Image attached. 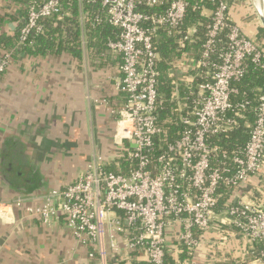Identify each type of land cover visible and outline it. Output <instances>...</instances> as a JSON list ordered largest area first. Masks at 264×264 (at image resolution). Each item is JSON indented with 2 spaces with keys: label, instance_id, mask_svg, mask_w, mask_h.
Wrapping results in <instances>:
<instances>
[{
  "label": "built area",
  "instance_id": "1",
  "mask_svg": "<svg viewBox=\"0 0 264 264\" xmlns=\"http://www.w3.org/2000/svg\"><path fill=\"white\" fill-rule=\"evenodd\" d=\"M65 1L30 0L17 44L41 31V19L60 18ZM77 1L84 44L85 33L101 19L82 8L84 0ZM198 2L195 8L209 19L199 55L172 59L167 73L187 90L182 99L188 101L180 102L177 91L172 94L182 126L178 137L165 140L158 119L165 100L157 90L161 57L156 36L178 33L180 47L192 41L196 27L181 30L188 0H101L105 20L117 29L105 45L120 57L116 88L124 96L122 105L111 109L117 169L107 170L102 162L89 164L75 180L44 195L1 202L0 219L11 220L19 209L43 225L61 220L88 248V257L103 263L138 252L148 264H168L167 255L176 258L181 247L193 255L205 234L219 235L222 241L239 236L245 247L259 243L255 262L264 260V205L242 187L256 176L264 191V91L259 89L250 125L244 113L250 100L235 86L248 63L264 73V45L240 28L227 0ZM10 61V52H0V74ZM240 119L248 129L244 144L225 149L213 141L228 135ZM221 187L229 201L214 226ZM168 243L173 244L172 254ZM207 245L213 253L214 243Z\"/></svg>",
  "mask_w": 264,
  "mask_h": 264
},
{
  "label": "crops",
  "instance_id": "2",
  "mask_svg": "<svg viewBox=\"0 0 264 264\" xmlns=\"http://www.w3.org/2000/svg\"><path fill=\"white\" fill-rule=\"evenodd\" d=\"M28 2L0 0V16L5 15L0 33L19 32ZM230 5L240 28L256 37L262 26L249 0ZM81 46L80 60L68 54L17 53L0 74V203L44 195L75 180L92 163L117 169L112 142L116 118L111 109L124 101L116 88L120 57L107 49L93 52L86 36ZM32 175L38 181L25 183ZM242 187L256 203L264 205L258 177H251ZM222 211L219 207L214 226L220 224ZM222 228L233 230L226 225ZM168 233H172L171 228ZM218 236L205 234L200 238L191 261L185 264H225L255 257L257 243L245 247L239 236L224 241ZM208 243H214L213 253ZM172 245L168 243L171 254ZM87 254L88 248L75 240L61 220L43 225L19 209H14L11 220L0 219V264H131L129 253L105 263ZM258 255L248 264H264V260L255 262Z\"/></svg>",
  "mask_w": 264,
  "mask_h": 264
},
{
  "label": "trees",
  "instance_id": "3",
  "mask_svg": "<svg viewBox=\"0 0 264 264\" xmlns=\"http://www.w3.org/2000/svg\"><path fill=\"white\" fill-rule=\"evenodd\" d=\"M227 1L230 4L242 0ZM199 4L198 0H188V7L181 25V30L183 32L191 27H196V32L192 35V41H186L184 47H180L178 43L180 35L178 33L167 35L164 32H161L163 36L161 40L156 43L157 50L161 57L158 64L159 76L157 90L165 100L162 104V108L158 111V119L165 130L162 137L167 141L178 137V133L182 128L177 119L179 107L178 100L180 102H182L181 100L188 101L182 99L184 96H187V90H185L181 84L173 83L171 80L172 78L168 76L167 71L173 58L180 57L183 54L186 56L191 55L193 57L199 55L200 46L205 38V25L209 20L207 17L201 16L200 10L195 8L196 6H199ZM62 6L60 18L51 17L41 19V31L30 33L25 41L19 45L17 44L19 32L13 31L12 35L0 33V52H10L11 58L17 53H24L32 56L68 54L73 58L80 60L82 56V41L78 21L79 3L77 0H69V2L65 1ZM82 8L89 11L92 18L97 17L101 19V22L90 27L85 33L88 45L93 52L96 53L103 49H107L105 45L107 38H114L117 29L105 20V9L101 5V0H84L82 1ZM148 10L152 11L151 8ZM10 18L13 19L14 17L10 16ZM4 19L5 15L0 16V25L3 23ZM256 38L262 45H264V27H259ZM235 86L241 97L250 100V108L246 109L244 113L247 116L248 124L251 125L254 119L253 108H255L257 96L260 94V90L264 91V73L253 63H248L243 78L237 82ZM175 91L179 93L178 100L172 95ZM238 123V126L228 133V135H219L215 137L213 141L217 142L225 149H232L235 146L244 144L247 141L248 129L244 125L245 121L240 119L238 120ZM105 168L110 171H116L111 166ZM37 181L36 176L32 175V177L25 180V183L33 182V184H35ZM32 187L33 185L29 188ZM228 199L229 194L227 193V190L221 187L218 207L224 208ZM257 248L259 251L257 250V253H254L255 257L252 255L244 260H229L225 264H248L250 260H254L259 254L258 252L261 250L259 243H257ZM138 254V252H129L130 263L148 264L147 261L138 257ZM258 256H260V254ZM191 259L192 253H190L185 247H182L176 258L167 255L166 261L168 264H185L186 261H191Z\"/></svg>",
  "mask_w": 264,
  "mask_h": 264
},
{
  "label": "bare ground",
  "instance_id": "4",
  "mask_svg": "<svg viewBox=\"0 0 264 264\" xmlns=\"http://www.w3.org/2000/svg\"><path fill=\"white\" fill-rule=\"evenodd\" d=\"M255 9L258 14L264 16V0H254Z\"/></svg>",
  "mask_w": 264,
  "mask_h": 264
},
{
  "label": "rangeland",
  "instance_id": "5",
  "mask_svg": "<svg viewBox=\"0 0 264 264\" xmlns=\"http://www.w3.org/2000/svg\"><path fill=\"white\" fill-rule=\"evenodd\" d=\"M253 4H254V0H249V6H251V8H252V11L254 13V17L257 19L258 23L260 24V22L258 20V15H257L256 9H255V5H253Z\"/></svg>",
  "mask_w": 264,
  "mask_h": 264
},
{
  "label": "water",
  "instance_id": "6",
  "mask_svg": "<svg viewBox=\"0 0 264 264\" xmlns=\"http://www.w3.org/2000/svg\"><path fill=\"white\" fill-rule=\"evenodd\" d=\"M257 15H258V20H259L261 26L264 27V16H262V15H260L258 13H257ZM160 37H161L160 35L159 36H156V39L158 40Z\"/></svg>",
  "mask_w": 264,
  "mask_h": 264
},
{
  "label": "flooded vegetation",
  "instance_id": "7",
  "mask_svg": "<svg viewBox=\"0 0 264 264\" xmlns=\"http://www.w3.org/2000/svg\"><path fill=\"white\" fill-rule=\"evenodd\" d=\"M26 185V184H25Z\"/></svg>",
  "mask_w": 264,
  "mask_h": 264
}]
</instances>
